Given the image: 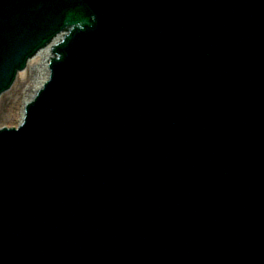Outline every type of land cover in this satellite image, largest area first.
I'll use <instances>...</instances> for the list:
<instances>
[{
  "label": "water",
  "instance_id": "1",
  "mask_svg": "<svg viewBox=\"0 0 264 264\" xmlns=\"http://www.w3.org/2000/svg\"><path fill=\"white\" fill-rule=\"evenodd\" d=\"M258 1L0 0V96L39 49L48 45L44 60L53 54L49 81L27 107L24 124L0 129L2 264H208L193 255L212 248L215 264L222 248L234 253L223 264H264V13L256 11ZM202 24L211 33L189 36ZM209 38L217 56L215 87L226 89L225 106L235 116L221 135L215 131L209 154L200 147L197 155V162L201 154L215 160L204 170L209 185L194 195L207 218L202 229L180 226L173 245L161 248L153 237L134 242L152 211L140 203L141 187L124 186V173L155 146L170 148L155 135L154 118L163 117L161 108L180 105L188 81L204 77L196 61L210 52ZM159 195L169 196L166 189ZM81 215L87 229L76 223L62 229L77 235L68 252L32 239L37 221L64 226Z\"/></svg>",
  "mask_w": 264,
  "mask_h": 264
},
{
  "label": "bare ground",
  "instance_id": "2",
  "mask_svg": "<svg viewBox=\"0 0 264 264\" xmlns=\"http://www.w3.org/2000/svg\"><path fill=\"white\" fill-rule=\"evenodd\" d=\"M48 63H49V60H44V49L41 50L40 52H38L34 58H32L30 61H29V69L30 71L32 70V75H29L30 73L29 72H26L25 70L24 71H21L18 75V79H17V82L14 89L8 91L9 93H4L3 96H6L5 94H9L5 97V101L4 103L7 104V101L8 102H11L13 105H14V111H17V114H15V123L18 124L19 121L21 120V116H22V105H23V102L24 100H27L28 97L27 95H33L34 91H35V88H37L39 86V84L41 83V81H43L44 79L47 78L48 76V72H49V69H48ZM30 76V77H29ZM41 79L40 81L36 82V85L34 86V90H28L26 89V86L29 85L33 80L37 81V79ZM32 79V80H30ZM34 81V82H35ZM17 90L16 93H14V91ZM26 90V95L25 96H21V98H16V94L20 92V95L23 91ZM32 91V92H31ZM31 92V94H30ZM2 104V103H1ZM18 109V110H17ZM5 125V124H4ZM2 125V126H4ZM9 126V125H7Z\"/></svg>",
  "mask_w": 264,
  "mask_h": 264
},
{
  "label": "rangeland",
  "instance_id": "3",
  "mask_svg": "<svg viewBox=\"0 0 264 264\" xmlns=\"http://www.w3.org/2000/svg\"><path fill=\"white\" fill-rule=\"evenodd\" d=\"M29 69H31V68H27L25 71L26 72H29L30 74L29 75H32L33 73H32V70L30 71ZM30 77V76H29ZM30 80H32V79H30ZM41 79H37V81H35V80H33L29 85H27L26 86V89H27V91L28 90H34V86L36 85V82H38V81H40ZM35 81V82H34ZM19 82V81H18ZM17 81L15 82V84L13 85V87L10 89V90H12V89H14V87H15V85H16V83H18ZM9 90V91H10ZM14 91V90H13ZM31 91V92H32ZM17 92V90H15L14 91V93H16ZM20 92L21 91H19V93H17L15 96H16V98H15V100L19 97V98H21V96H25L26 95V90L25 91H23L22 93H21V95H20ZM31 92H30V94H31ZM6 93H9V92H6ZM6 96L7 95H9V94H5ZM6 96H2L1 97V100H0V126H2V125H9V126H11V125H14V124H16L15 123V119H14V117H15V114H17V111H14V105L11 103V102H8L7 101V104H5L4 103V101H5V97ZM27 97L29 98L30 97V95H27ZM2 103V104H1ZM18 110V109H17Z\"/></svg>",
  "mask_w": 264,
  "mask_h": 264
}]
</instances>
